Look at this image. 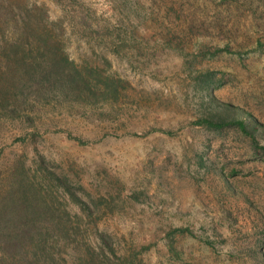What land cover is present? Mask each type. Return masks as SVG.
Instances as JSON below:
<instances>
[{"label": "rangeland", "instance_id": "374dc122", "mask_svg": "<svg viewBox=\"0 0 264 264\" xmlns=\"http://www.w3.org/2000/svg\"><path fill=\"white\" fill-rule=\"evenodd\" d=\"M24 1L51 51L0 0V195L20 164L69 176L113 264H264V0Z\"/></svg>", "mask_w": 264, "mask_h": 264}, {"label": "trees", "instance_id": "16d2710c", "mask_svg": "<svg viewBox=\"0 0 264 264\" xmlns=\"http://www.w3.org/2000/svg\"><path fill=\"white\" fill-rule=\"evenodd\" d=\"M2 5L8 11L7 19L16 22V27L21 25L17 27V37L27 45L26 49H21L22 44L20 50L15 45L5 49L7 54H2L6 61L4 68L8 69L9 62L12 66L13 61L19 62L21 67L33 66V59L26 64L24 52L18 55L24 49L31 56L38 54L43 59L50 56L48 44L41 41L42 37L33 34V21L38 19H35L32 8L24 0L15 4L11 0H3ZM55 73L56 70L37 72L32 79L35 82L55 79L66 83V78L63 80ZM75 81L72 78L71 82ZM18 169L12 174L8 188L0 195L1 240L7 254H14L18 258L12 262H6L2 257L0 260L4 264H113L116 250L111 236L96 233V238L90 239L91 234H88L86 226L96 224L99 217L93 218L92 212L85 214L88 222L84 224V217L80 215L85 212L84 209L90 208L88 203L82 202L80 190L76 188L78 184L69 176L59 175L47 168L38 167L31 174L23 164ZM72 204L79 206L81 214L70 212L69 205Z\"/></svg>", "mask_w": 264, "mask_h": 264}]
</instances>
